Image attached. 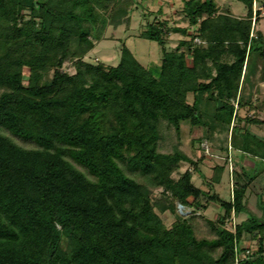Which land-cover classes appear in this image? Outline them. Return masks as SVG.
Here are the masks:
<instances>
[{
	"label": "trees",
	"instance_id": "obj_1",
	"mask_svg": "<svg viewBox=\"0 0 264 264\" xmlns=\"http://www.w3.org/2000/svg\"><path fill=\"white\" fill-rule=\"evenodd\" d=\"M135 1L0 0V264H264V135L248 123L262 121L238 113L259 105L264 36L252 18L264 0H237L241 16L216 0H181L187 26L160 19L139 33L161 46L158 65L144 67L124 44L115 65L86 61ZM168 32L188 39L168 50ZM226 52L235 60L218 57ZM69 58L71 74L60 70ZM233 72L241 82L224 84ZM188 134L198 148L207 140L227 157L230 144L249 159L235 160L230 198L213 186L224 163L208 189L193 184L192 170L202 173L181 148ZM181 163L193 169L174 178ZM252 193L260 214L247 205ZM209 203L222 210L207 220L214 236L197 237L195 209ZM166 211L176 214L171 227ZM253 239L250 252L243 243Z\"/></svg>",
	"mask_w": 264,
	"mask_h": 264
},
{
	"label": "rangeland",
	"instance_id": "obj_2",
	"mask_svg": "<svg viewBox=\"0 0 264 264\" xmlns=\"http://www.w3.org/2000/svg\"><path fill=\"white\" fill-rule=\"evenodd\" d=\"M216 3L221 9L225 5L228 6L231 13L235 16L244 15L246 12L243 4L237 0H216ZM182 1L181 0H136L135 4L126 17L122 20L123 22L117 26L107 25L103 30L100 37L95 38L94 46L84 55L86 61L92 63H102L105 66L115 65L119 61L121 45L124 44L136 58V60L146 68L153 65H158L161 59V46L154 40H149L139 36V33L147 26L150 22L166 18L169 26H187V20L182 12ZM258 11L252 18V26L254 29H258L262 32L264 36V8L259 4L253 3V14L254 11ZM28 15V11H24ZM255 17V20H254ZM27 18V16H26ZM180 39H188L187 36L182 35L179 32H168L166 34L165 46L166 49H175ZM184 49V47L182 48ZM222 59H227L229 61L235 60V53L226 52L218 56ZM74 58L66 59L60 68L61 71L67 72L69 74L74 72ZM189 61V58H188ZM24 76H27L28 70L25 68L23 71ZM51 76V72H50ZM242 79V72L239 75L238 72H233L228 75L224 80V84L235 86L239 84ZM26 83V80H24ZM264 82L261 84V89L258 94L254 96L255 101L259 102L257 106H244L238 109V113L241 117L247 119H259L261 123H252L248 121L252 130L258 134L264 135ZM1 92V89H0ZM187 101H192V95L187 96ZM254 101V100H253ZM256 102V103H257ZM235 107L237 104L235 103ZM14 140L25 147L31 146L29 142H24L18 137H13ZM191 136L185 135L182 139L181 148L184 149L194 160L197 161V165L200 169L202 175L193 171L192 167L187 163H181L178 170L172 173L174 178H177L180 171L184 169L192 170V182L195 186L201 187L203 189L209 188L210 176L213 173V167L216 163H224L226 173L223 175L222 181L219 184L213 185L214 189L218 194L224 198L231 197V190L237 185V167L233 160L234 154L236 153L234 148L228 144V156L231 157V161L227 160L225 155H219L217 152L213 157H209L203 154L202 149L198 148L196 144L191 143ZM210 151L212 152V143L208 141ZM214 154V153H213ZM240 154L237 152V160L240 159ZM229 162V163H228ZM261 182L264 184V172L259 176ZM208 179V180H207ZM257 188V186H255ZM261 191L262 200H264V187L258 188ZM161 194V189H156L152 193V197H159ZM247 205L248 207L257 214L261 213V209L257 206V195L253 193L247 195ZM185 209L188 207L178 208L176 207V213L178 212L182 216H187L189 212ZM196 217L194 219V232L197 237H207L212 238L214 236L212 230L210 229L207 220H215L217 218V213H222V210L213 203L207 204L204 208L198 207L195 209ZM163 223L167 227H171L175 222L176 214H172L169 211L160 214ZM246 217L245 213H240L237 216H233L234 222H239ZM226 227H230V224H226ZM232 229V226L230 227ZM244 248L250 252H254L257 249V239L251 241H244ZM247 251L242 252V256L246 254Z\"/></svg>",
	"mask_w": 264,
	"mask_h": 264
},
{
	"label": "built area",
	"instance_id": "obj_3",
	"mask_svg": "<svg viewBox=\"0 0 264 264\" xmlns=\"http://www.w3.org/2000/svg\"><path fill=\"white\" fill-rule=\"evenodd\" d=\"M194 42L199 43L200 40H199L198 38H195V39H194ZM200 148L202 149V152H203L204 155L209 156V157L216 156L215 154H213V153L210 151V148H209V145H208L207 140H203V141H201V143H200ZM227 160L230 162V161H231V157L228 156V157H227ZM229 162H228V163H229ZM177 207L181 209V208H183L184 206L178 203V204H177ZM185 210H186L187 212H190L189 209H188V210L185 209ZM231 223H232V229H233V225H234V221H233V219H231Z\"/></svg>",
	"mask_w": 264,
	"mask_h": 264
},
{
	"label": "crops",
	"instance_id": "obj_4",
	"mask_svg": "<svg viewBox=\"0 0 264 264\" xmlns=\"http://www.w3.org/2000/svg\"><path fill=\"white\" fill-rule=\"evenodd\" d=\"M162 19H166V18H164V17H161ZM235 150V149H234ZM235 152H236V150H235ZM234 157H236L237 158V152L233 155ZM240 158H242V160L243 161H245V162H250L249 161V159H247L246 157H244V156H242L241 154H240ZM236 158L234 159V162H235V160H236ZM240 160V159H239ZM235 165H236V167H237V164H236V162H235ZM226 169V168H225ZM200 170V169H199ZM226 173V170H224L223 171V174H222V176H221V178H220V180H219V182H217V183H214L213 185H216V184H219L220 183V181H222V179H223V175ZM193 176V175H192ZM212 176V175H211ZM210 176V177H211ZM210 179V178H209ZM208 180V179H207ZM210 180H208V182H209ZM201 188V187H200ZM203 189V188H202Z\"/></svg>",
	"mask_w": 264,
	"mask_h": 264
},
{
	"label": "water",
	"instance_id": "obj_5",
	"mask_svg": "<svg viewBox=\"0 0 264 264\" xmlns=\"http://www.w3.org/2000/svg\"><path fill=\"white\" fill-rule=\"evenodd\" d=\"M220 103V102H219Z\"/></svg>",
	"mask_w": 264,
	"mask_h": 264
}]
</instances>
